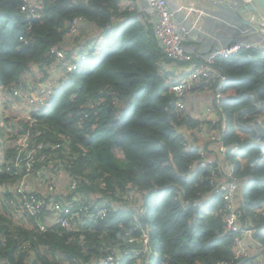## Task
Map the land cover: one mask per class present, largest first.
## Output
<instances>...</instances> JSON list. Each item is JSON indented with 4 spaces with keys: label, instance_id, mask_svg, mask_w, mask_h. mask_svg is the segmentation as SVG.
Segmentation results:
<instances>
[{
    "label": "trees",
    "instance_id": "1",
    "mask_svg": "<svg viewBox=\"0 0 264 264\" xmlns=\"http://www.w3.org/2000/svg\"><path fill=\"white\" fill-rule=\"evenodd\" d=\"M121 2L45 0L39 17L29 20L22 0H0V92L18 100L27 92L33 97L38 86L32 90L29 74L38 71L42 81L48 79L57 51L72 61L65 42L76 19L106 33L96 64L86 66L94 57L84 50L78 70L64 72L59 86L51 83L55 95L46 110L32 109L29 119L17 120L4 117L0 108V138L8 133L0 155V264H91L109 258L116 264H264V215H257L264 207V119H259L264 50L243 49L215 64L226 79L220 114L231 128L227 135L220 131V139L227 146L238 142L241 158L247 159L230 157L243 192L239 224L252 230L258 249L242 260L239 234L226 232V201L216 193L222 163L200 165L202 149L189 132L201 130L203 122L188 111L190 106L177 110L176 77L163 68L175 60L160 46L150 13ZM206 88L217 92L216 79L193 86L189 104ZM25 132L33 135L37 153L29 178L38 175L45 190L20 191L27 174L21 160L28 153L14 140ZM60 169L68 173L61 189L50 178ZM73 181L77 186L71 190ZM91 190L102 192L90 201ZM33 198L43 201L36 214L23 204ZM204 200L206 208L196 205ZM56 203L63 205L61 211ZM85 207L87 213L80 211ZM51 214L67 217L70 227L49 225ZM145 236L150 247L143 243Z\"/></svg>",
    "mask_w": 264,
    "mask_h": 264
},
{
    "label": "built area",
    "instance_id": "2",
    "mask_svg": "<svg viewBox=\"0 0 264 264\" xmlns=\"http://www.w3.org/2000/svg\"><path fill=\"white\" fill-rule=\"evenodd\" d=\"M88 1V0H85ZM139 0H122L121 4L123 6L131 7L136 6L135 3H139ZM147 11L155 18V29L154 33L159 41L160 46L164 50L166 54L171 56L175 61L171 63L163 64V68L166 72L173 74L177 77V80L173 81L172 83V91L178 96L177 102V110L178 111H187L189 108V99L188 95L190 90H192L193 86H199L204 83L210 82L211 78L216 79L220 82V87L218 86V97H222V91L220 90L223 87L226 79L224 76H220L221 74L216 70L215 64L218 58H230L231 56L238 55L243 49H259L262 48L256 44L251 42H237L236 44L227 45V46H218L213 52L209 53L202 62H194L193 55L186 50L185 42H193L198 43V35L196 31L189 30L184 23L179 20L178 18V10L173 8L172 3L170 0H145ZM45 6V0H22L21 4V11L25 13L26 17L29 20L37 19ZM83 20L76 19L71 26L70 31L68 33V37L77 35L79 31L80 22ZM30 29V27H29ZM102 48V47H101ZM100 47H93V53L98 54L101 51ZM79 57L76 55L72 56V61L66 59V54L64 51H57V60L62 62L63 70L67 73H72L78 70V61ZM181 63V64H179ZM42 88V90H41ZM205 90H209L206 88ZM20 94L18 91H14L15 94ZM55 95V90L51 87V83L47 82L41 85L38 89V96L39 97H32V109L35 112L40 113L43 110H46ZM18 96V95H15ZM31 97V96H30ZM25 98V96H24ZM195 119H199L194 117ZM203 128V127H202ZM227 130L224 129L222 132L224 133ZM194 134L191 138L194 145L201 147L203 153V161L200 162L202 167L207 166L208 164L215 163L219 161L222 163V167L224 169V176L218 179L219 185L216 189V193L220 194L221 197L226 201L227 206V215L225 216V224H226V232L228 233H236L239 236L236 237V244H237V257L244 260L250 252L247 246L253 242L251 241L252 230L247 229L244 230L239 224V215L237 212V204L241 201V197L243 195L242 190H240V184L238 178L236 177V170H228L225 168L224 162L222 161L223 155L225 150L228 148H232L231 146L225 145V142L221 140L220 144L218 145V149L214 151L213 147H208L207 145L204 146L199 143L200 140H205L212 138L213 135L206 136L205 139L203 137H199L200 134L202 135V129L195 132H189V135ZM221 136V135H220ZM219 136H216V138ZM215 138V139H216ZM214 139V140H215ZM207 141V140H205ZM207 148L205 152L204 149ZM239 150H236V152ZM219 153L220 160H212L209 157V153L216 152ZM22 162H26V171L27 174L21 180V192H25L29 190V175L32 173V161L30 157L21 160ZM215 161V162H214ZM77 186L76 181H73L71 184V190L75 189ZM208 198L206 200H209ZM70 202L66 203L68 207ZM208 202L199 201L196 203L199 207H205ZM24 207L29 211L31 214H36V212L42 207L43 201H38L36 198H33L31 202L24 200L23 202ZM63 205L61 203H56L54 208L58 211H61ZM23 208V207H22ZM90 208H81L80 211H84L87 213V210ZM67 211V210H66ZM69 212V211H67ZM262 215H264V207L261 209ZM91 214V213H90ZM92 215V214H91ZM55 225H62L63 227L69 228L70 221L67 217L60 218V215H56L53 218ZM42 230H45L46 227L44 225H40ZM249 228V227H248ZM251 228V227H250ZM146 242V243H145ZM143 243L146 247H150L151 240L150 236H145ZM254 245V244H253ZM254 247V246H253ZM255 248V247H254ZM256 249V248H255ZM257 252V250H256ZM101 264H116L115 259H102V261H97ZM254 264H260L256 261Z\"/></svg>",
    "mask_w": 264,
    "mask_h": 264
},
{
    "label": "crops",
    "instance_id": "3",
    "mask_svg": "<svg viewBox=\"0 0 264 264\" xmlns=\"http://www.w3.org/2000/svg\"><path fill=\"white\" fill-rule=\"evenodd\" d=\"M139 3H135L138 8L147 9L145 0H139ZM173 8L177 9L178 2L176 0H170ZM203 13H193L192 15L182 13L178 11V18L181 20L184 25L192 31H196L198 35L199 42H185V47L188 52L193 55L194 62H202L204 58L211 52H213L218 46H227L236 44L237 42H251L260 46L262 49L264 48V39H258L257 37L264 38V18L258 17L251 12L244 10L245 0H201ZM151 15V14H150ZM240 15H243L246 19L252 21L251 24L246 25L242 22ZM154 21L155 18L151 16ZM194 21L197 23H194ZM115 25L118 24L117 21L114 22ZM87 27V26H86ZM84 25V21L82 20L79 25V31L77 35L67 36L65 42V49L67 51L71 50V54L79 56L82 51L84 53H89V51L97 46L101 48V53L94 54L95 56L100 57L104 52V44L106 42V33L102 30L91 29L89 27L86 28ZM254 28H257L256 30ZM85 34L88 35L87 42L85 43L83 40L85 38ZM255 38H254V37ZM78 39V40H77ZM89 40V41H88ZM98 41V43H97ZM59 60H56L50 67L47 68L48 79L42 81L38 74V71L35 73L29 74V79L32 80L37 79V88L34 91V94H38V89L41 85L50 82V83H58V86L63 80L64 70L61 66ZM176 77V76H175ZM179 76L177 75L176 78ZM33 83V81H31ZM217 86L220 87V82L217 80ZM222 91V87L220 88ZM3 95L10 99V96H7L5 90L0 92V95ZM28 93V92H27ZM30 93V92H29ZM33 94V96H34ZM219 91L215 90H203L198 94L194 95L193 101L189 104V112L193 114V117L199 118L203 122L202 128V136L205 135H213L212 138L201 140V144L208 147H213L214 151L218 149V145L220 142V131L224 129L227 130L224 132V135H227L231 132V128L228 127L227 121L221 116V108L219 107ZM31 95V93H30ZM223 95V94H222ZM223 97V96H222ZM1 101V100H0ZM4 102V100H3ZM217 107L218 110L216 109ZM216 136H219L216 138ZM216 138V139H215ZM215 139V140H214ZM233 145L239 147V143H234ZM231 146V145H229ZM232 147V146H231ZM241 149H239L236 153H231L223 157L222 161L224 162L225 168L228 170H238L234 162L232 163V159L230 157L236 156L239 161H247L245 158H241L240 154ZM209 157L212 160H220L219 153L212 152L209 153ZM62 176L61 181L55 182L58 185V188L64 184V180L66 175H63V171L60 172ZM53 174L50 175V178ZM30 187L29 189L34 190H45L41 182L38 180V175L34 176L30 179ZM33 185V186H31ZM261 213V209L257 210V215ZM51 221L48 223L49 225H55L53 218H55V214H51ZM249 226V225H248ZM253 245V244H252ZM254 246V245H253ZM256 250H258L256 248ZM257 253V252H256ZM262 261H264V254L261 255ZM95 262V261H93ZM92 262V263H93ZM150 262V259H149ZM91 263V264H92ZM95 264V263H94Z\"/></svg>",
    "mask_w": 264,
    "mask_h": 264
},
{
    "label": "rangeland",
    "instance_id": "4",
    "mask_svg": "<svg viewBox=\"0 0 264 264\" xmlns=\"http://www.w3.org/2000/svg\"><path fill=\"white\" fill-rule=\"evenodd\" d=\"M176 1L178 2V4H177V6L179 7L178 11H180L182 13H186V14L192 15L193 13H198V12L199 13H203L204 12V10H202L201 0H176ZM194 23H196V22L194 21ZM254 29L256 30L257 28H254ZM255 37L258 38V39H264L263 36L262 37L255 36ZM87 39H88V35L85 34V38H84L83 41L86 43ZM97 43H98V41H97ZM98 61H99V57L98 56H94V58H92L90 61L86 62L85 64H86V66H90L92 64H96ZM29 80L33 81V83H34V85H32V90H33L35 88V86L37 85V81H36L37 79L32 80V78H31ZM175 80H177V78H174V81ZM41 90H42V88H41ZM15 95H19V93L15 94ZM10 97H11V100H7L4 103L3 100H5L6 97L3 95V93H2V95H0V100H1L0 101V108L4 107V109H3L4 110V113H3L4 117H6L5 114L7 113L8 117L16 118L17 120H22L24 118L29 119V113L28 112L31 111L32 107H33V105H32V97H30V93L29 92L26 93L25 94V98H23L21 100L15 99V97H13L12 95ZM34 97H39V96H38V94H34ZM253 104L254 105L258 104L256 99H253ZM259 119L260 120L264 119V114L263 113L260 115ZM13 123H15V122L13 121ZM30 123H33V120H30ZM7 135H8V133L2 134V136L0 138V155L1 156H2V151H3V149H1V145L4 146L5 144L8 143ZM199 137H203V136L200 134ZM203 138L205 139V137H203ZM200 142H201V140L199 138V143ZM14 144L19 146L20 148L25 149L26 150L25 152L28 153V157H30L31 161H33V159H34V157H35V155L37 153H36V147L32 146V144H33V135L30 132H25V133L19 134L17 139L14 140ZM225 145H227L226 142H225ZM237 149H238L237 146L232 145V148L226 149L223 155L225 156L228 153H236ZM204 151L206 152L207 148H205ZM1 159H2V157H1ZM35 159H36V157H35ZM61 171L62 170L60 169L58 175L55 174V173L53 174L52 177H53L54 180L61 181V179H62V176L60 175ZM65 173L66 174H64V175L68 174L67 172H65ZM43 187L46 188L44 185H43ZM51 188L52 187L49 186V188H47V189L50 190ZM101 192L102 191H100V190H97V191L96 190H91V192L88 193L89 200L92 201V198L93 197L95 198L97 196V194L100 196ZM65 199H68V197L65 196ZM150 212L151 213L149 215V219L152 220L153 219V214L155 212V209L151 208ZM249 245L253 248V250L250 253L251 254H255L256 253V249L253 247V245L251 243ZM116 262H118V261H116ZM94 263L95 264H101V263H99L97 261L93 262L92 264H94ZM103 264H107V263H103ZM151 264H155V261H153Z\"/></svg>",
    "mask_w": 264,
    "mask_h": 264
},
{
    "label": "water",
    "instance_id": "5",
    "mask_svg": "<svg viewBox=\"0 0 264 264\" xmlns=\"http://www.w3.org/2000/svg\"><path fill=\"white\" fill-rule=\"evenodd\" d=\"M244 10L264 18V0H245ZM242 22L246 25L251 24L252 21L240 15Z\"/></svg>",
    "mask_w": 264,
    "mask_h": 264
},
{
    "label": "clouds",
    "instance_id": "6",
    "mask_svg": "<svg viewBox=\"0 0 264 264\" xmlns=\"http://www.w3.org/2000/svg\"><path fill=\"white\" fill-rule=\"evenodd\" d=\"M102 47V46H101ZM103 49V48H102ZM262 50H264V48L262 49ZM101 53V52H100ZM85 55H91V56H95L94 55V53H93V48L89 51V53H86ZM79 57V56H78ZM79 60V59H78ZM77 63H78V61H77ZM78 68H79V63H78ZM226 83V82H225ZM225 83H224V85H225ZM224 85H223V87H224ZM223 87H222V89H223ZM118 116H121V113L120 112H118ZM207 205H208V203H207ZM207 205L205 206V207H201V208H206L207 207Z\"/></svg>",
    "mask_w": 264,
    "mask_h": 264
}]
</instances>
